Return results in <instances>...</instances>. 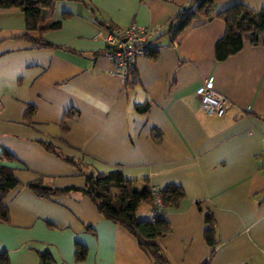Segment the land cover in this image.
Returning a JSON list of instances; mask_svg holds the SVG:
<instances>
[{
	"label": "crops",
	"instance_id": "0c3cea01",
	"mask_svg": "<svg viewBox=\"0 0 264 264\" xmlns=\"http://www.w3.org/2000/svg\"><path fill=\"white\" fill-rule=\"evenodd\" d=\"M190 1L57 0L42 15L61 27L33 33L54 44L47 48L22 36L21 9L0 8V155H13L0 163L19 181L4 197L9 220H0V256L10 264H40L45 251L56 264H153L137 238L81 191L42 197L28 187L42 178L83 188L85 175L67 158L89 173L121 169L136 189H184L162 214L171 226L159 241L168 264H264V46L246 40L218 61L220 18L195 20L172 44L171 21ZM238 1L222 0L212 13ZM242 1L264 8V0ZM132 23L156 31L150 44H159V55L141 56L136 75L123 79L110 73L105 35ZM203 87L227 98L223 116L204 109ZM207 214L214 248L205 239ZM136 215L155 220V202ZM78 244L87 247L82 261Z\"/></svg>",
	"mask_w": 264,
	"mask_h": 264
},
{
	"label": "trees",
	"instance_id": "16d2710c",
	"mask_svg": "<svg viewBox=\"0 0 264 264\" xmlns=\"http://www.w3.org/2000/svg\"><path fill=\"white\" fill-rule=\"evenodd\" d=\"M57 0H0V8H19L23 11L26 20V32L23 37L30 40L36 47H53L54 44L46 41L41 36H34V31L42 32L48 29H58L61 21H53L45 24L42 15L44 8H50ZM222 0H191L183 14L176 16L170 24V41L174 44L180 34L188 28L195 20L205 18L208 20L220 18L226 23V32L218 40L215 46L216 58L223 61L232 55L240 52L246 40L254 45L264 46V8L254 10L248 7L242 0L231 7L212 13L215 5ZM161 36L155 41H159ZM154 41V42H155ZM151 43V42H150ZM145 45L144 56L156 59L159 55V44ZM136 67L130 70L128 79L136 75ZM32 109V110H31ZM30 110L33 111V108ZM144 109V108H142ZM28 111V114L31 113ZM47 150L60 156L51 143H43ZM3 157L11 159L13 155L4 151L0 155V162ZM70 163L76 165L85 175L86 184L83 188L67 187L56 188L44 182L42 178L28 183L33 191L42 197H51L71 190L81 191L91 198L99 211L106 217L122 226L133 234L141 249L153 258V263L168 264V260L162 252L160 239L166 236L171 226L162 214L166 208L177 206L186 194L181 186L168 185L158 191L162 197V211L156 215L155 220H142L136 215L137 209L142 202L152 203L154 201V190L145 185L136 189L134 180L127 179L121 169H114L109 172L89 173L83 171L75 162L74 158H67ZM19 184L14 174V169L6 164L0 163V220H9V210L4 202L5 195ZM156 209V206H155ZM207 228L205 239L213 248L217 246L215 221L211 214L205 217ZM87 247L78 244L76 260L82 261L86 258ZM210 258L202 264H208ZM0 264H10L6 254L0 256ZM40 264H56L55 258L49 251L40 253Z\"/></svg>",
	"mask_w": 264,
	"mask_h": 264
},
{
	"label": "built area",
	"instance_id": "2783aa9c",
	"mask_svg": "<svg viewBox=\"0 0 264 264\" xmlns=\"http://www.w3.org/2000/svg\"><path fill=\"white\" fill-rule=\"evenodd\" d=\"M156 31L149 26L132 23L127 27L112 26L105 35L108 46V57L113 62L112 75L127 79L130 70L133 69L138 59L144 55L145 45H149ZM200 97L204 109L209 113L223 116L229 107V101L223 95L205 87L200 89ZM3 103L0 101V110ZM264 146V142H263ZM260 168L264 170V155L260 159ZM155 214L162 211V197L158 191H154ZM153 264H159L154 262Z\"/></svg>",
	"mask_w": 264,
	"mask_h": 264
},
{
	"label": "rangeland",
	"instance_id": "374dc122",
	"mask_svg": "<svg viewBox=\"0 0 264 264\" xmlns=\"http://www.w3.org/2000/svg\"><path fill=\"white\" fill-rule=\"evenodd\" d=\"M142 205L144 204V202L141 203ZM140 215V214H139ZM138 217H142V216H138ZM139 219H142V218H139Z\"/></svg>",
	"mask_w": 264,
	"mask_h": 264
}]
</instances>
